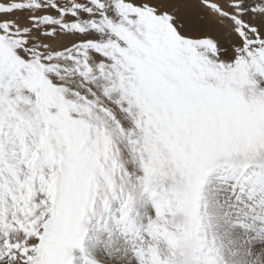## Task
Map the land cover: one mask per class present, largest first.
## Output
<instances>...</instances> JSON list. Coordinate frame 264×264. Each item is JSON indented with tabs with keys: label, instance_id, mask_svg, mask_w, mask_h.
<instances>
[{
	"label": "snow or ice",
	"instance_id": "6c2138e0",
	"mask_svg": "<svg viewBox=\"0 0 264 264\" xmlns=\"http://www.w3.org/2000/svg\"><path fill=\"white\" fill-rule=\"evenodd\" d=\"M0 264H264V0H0Z\"/></svg>",
	"mask_w": 264,
	"mask_h": 264
}]
</instances>
